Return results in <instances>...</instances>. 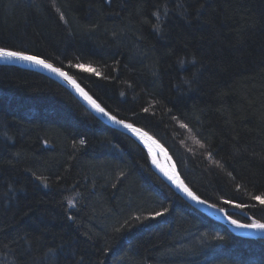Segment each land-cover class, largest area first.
Instances as JSON below:
<instances>
[{
	"label": "trees",
	"instance_id": "1",
	"mask_svg": "<svg viewBox=\"0 0 264 264\" xmlns=\"http://www.w3.org/2000/svg\"><path fill=\"white\" fill-rule=\"evenodd\" d=\"M0 47L67 71L199 197L264 222V0H0ZM0 264H264V239L188 205L57 82L0 64Z\"/></svg>",
	"mask_w": 264,
	"mask_h": 264
},
{
	"label": "water",
	"instance_id": "2",
	"mask_svg": "<svg viewBox=\"0 0 264 264\" xmlns=\"http://www.w3.org/2000/svg\"><path fill=\"white\" fill-rule=\"evenodd\" d=\"M30 55V54H29ZM42 59V58H41ZM49 63V62H48ZM0 64L2 65H10V66H17L21 67L27 70L35 71L37 73H40L53 81L57 82L59 85H61L63 88H65L68 92H70L93 116H95L99 121L106 124L107 126L116 129L130 138H132L134 141H136L140 146H142L148 153L150 160H151V167L153 171L160 177V179L168 185L181 199H183L188 205L199 211L200 213L204 214L205 216L211 218L212 220L222 224L225 226L230 232L233 234L247 239H264V232H259L251 229H245V228H237L234 225H232L229 221V217L231 219L237 220L234 217H232L229 212H227L225 209L220 208L204 199L199 197L182 179L180 176L177 166L171 157L170 153L166 149V147L154 136H152L147 131L143 130L140 127H137L136 125L123 120L125 123L132 124L133 127L140 129L141 133H146L147 135L141 137L139 134L134 135L132 132H130L128 129L122 127L121 125L113 123L108 116L103 115L102 113L94 110L88 102L80 95V93L74 88L71 84L68 83V81L64 80L63 78L59 77L58 75L48 71L47 69H44L42 67H39L37 65L29 64L24 61H7L0 59ZM55 66V65H53ZM57 67V66H55ZM59 68V67H58ZM62 71L66 72L65 70L61 69ZM68 73V72H67ZM69 74V73H68ZM79 85L81 89H83L84 92L88 94L93 100L96 101L97 104L102 107V105L71 75L69 74ZM103 108V107H102ZM104 109V108H103ZM105 112L109 113L106 109H104ZM109 115H112L109 113ZM114 116V115H112ZM117 118V117H116ZM119 119V118H117ZM122 120V119H119ZM158 157L161 167L158 164V159L155 157ZM155 161V163H154ZM165 172H167L169 175H172L174 178H176V183H173L172 180L168 179V176L165 175ZM182 182L185 187H187L191 192H193L201 201H204V203H198L195 200H192L190 197H188L184 191L181 190L180 187H177V184ZM241 224H247L245 222H241L237 220Z\"/></svg>",
	"mask_w": 264,
	"mask_h": 264
},
{
	"label": "snow or ice",
	"instance_id": "3",
	"mask_svg": "<svg viewBox=\"0 0 264 264\" xmlns=\"http://www.w3.org/2000/svg\"><path fill=\"white\" fill-rule=\"evenodd\" d=\"M57 11H59V9H57ZM154 15H155V13H154ZM60 18L64 19L63 15H61ZM154 27H156V26H154ZM0 59L7 60V61H24V62H27L29 64L37 65L39 67L47 69L48 71L58 75L59 77L63 78L64 80L68 81V83L71 84L74 88H76V90L80 93V95L88 102V104L94 110L102 113L105 116H108V118L113 123L121 125L122 127L126 128L130 132H132L134 135L139 134L141 137L147 135L146 133H141L140 129L133 127L132 124L125 123L123 120H119L115 116L109 115V113L105 112V110L102 107H100V105L97 104L95 100H93L90 96H88V94L86 92H84L83 89H81L79 87V85L76 83V81L67 72L62 71L61 68L53 66V64L48 63L45 59H41L37 55H29L25 51L11 50V49L6 48V47H0ZM181 63H183V62H181ZM73 66L77 67L83 71L93 72L96 75H100V73L96 69L86 67L83 64H77V65H73ZM145 111H147V109H145ZM81 143H83V141H81ZM154 163H155V161H154ZM165 175L168 176V179L172 180L173 183L177 182L176 178H174L172 175H169L167 172H165ZM38 179H41V178L38 177ZM177 187H180L181 190L184 191L185 194L188 197H190L192 200H195L198 203H204V201L199 200V198L193 192H191L187 187H185L182 182L178 183ZM253 199L258 201L261 206H264V197L254 196ZM68 203H69L70 207L74 206L71 200H69ZM226 203H228V202L226 201ZM235 207L239 208V207H242V205L237 204V205H235ZM161 214L162 213H159V212L155 213L156 216H160ZM249 219H251V223L241 224L237 220L231 219L229 217L230 223L237 228H245V229H251V230H255V231H259V232H264V222H261V220H258V219H252L251 217H249Z\"/></svg>",
	"mask_w": 264,
	"mask_h": 264
},
{
	"label": "bare ground",
	"instance_id": "4",
	"mask_svg": "<svg viewBox=\"0 0 264 264\" xmlns=\"http://www.w3.org/2000/svg\"><path fill=\"white\" fill-rule=\"evenodd\" d=\"M155 158H157L158 159V157L156 156ZM160 163V161H159V159H158V164ZM159 166L161 167V164H159Z\"/></svg>",
	"mask_w": 264,
	"mask_h": 264
},
{
	"label": "rangeland",
	"instance_id": "5",
	"mask_svg": "<svg viewBox=\"0 0 264 264\" xmlns=\"http://www.w3.org/2000/svg\"><path fill=\"white\" fill-rule=\"evenodd\" d=\"M67 72V71H66ZM70 74V73H69ZM251 223V222H250Z\"/></svg>",
	"mask_w": 264,
	"mask_h": 264
}]
</instances>
